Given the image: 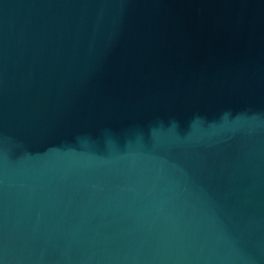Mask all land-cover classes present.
Returning a JSON list of instances; mask_svg holds the SVG:
<instances>
[{"label": "water", "instance_id": "obj_1", "mask_svg": "<svg viewBox=\"0 0 264 264\" xmlns=\"http://www.w3.org/2000/svg\"><path fill=\"white\" fill-rule=\"evenodd\" d=\"M0 264H264V0H0Z\"/></svg>", "mask_w": 264, "mask_h": 264}]
</instances>
